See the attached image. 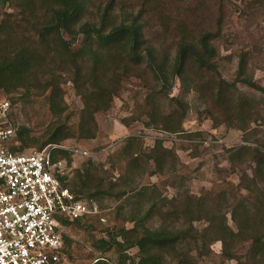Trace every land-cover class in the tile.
Wrapping results in <instances>:
<instances>
[{
	"label": "trees",
	"instance_id": "obj_1",
	"mask_svg": "<svg viewBox=\"0 0 264 264\" xmlns=\"http://www.w3.org/2000/svg\"><path fill=\"white\" fill-rule=\"evenodd\" d=\"M124 1L0 0V94L6 96L11 107L43 99L60 117L66 109L63 85L71 81L84 105L79 134L91 139L99 131L97 114L111 109L133 77L146 89L143 106L139 101L137 111L148 119V127L183 132L191 94L200 98L215 126L225 124L247 131L252 122L263 117L264 88L251 68L255 50L240 52L232 81L219 67L228 0L217 2V23H211L208 16L215 0H130L131 7L128 0ZM245 2L250 7V1ZM254 4L264 7V0H254ZM117 5L123 8L120 14L115 12ZM89 12L90 18L85 20ZM77 44L79 47H75ZM178 81L183 95L172 96ZM242 87L262 97L247 95ZM129 124L126 120L125 125ZM72 137L75 131L55 121L41 138L31 137L26 128L16 129L14 140L19 139L21 144L12 149L23 152L39 145L41 150ZM263 145L228 150L232 171L240 181L237 186L197 198L180 181V193L172 200L155 193L157 188L148 195L147 191L139 192L132 202L125 200L122 210L130 205L126 222L133 227L120 229L122 241L118 237L111 238V244L102 240L107 247L100 249L116 248L117 264H202L214 255L213 244L221 242L223 260L264 264ZM123 152L129 156L126 177L144 170L143 157L154 162L159 172H164L168 164L175 169L178 160L162 141H157L150 153L144 152L142 140L136 137L127 140ZM54 157L65 158L70 165L73 161L64 150L55 151ZM91 169L94 171L90 162L83 172H75L79 188L69 175L62 178L77 199L87 197L93 202L102 194H116L120 199L127 195L125 190L115 193L112 183L104 186L102 180L93 178ZM241 190L248 195L243 196ZM80 220L63 222L68 226ZM196 223L205 226L198 228ZM64 240L70 260L71 239L64 234ZM134 248L138 249L137 260L127 253ZM93 264L112 263L101 257Z\"/></svg>",
	"mask_w": 264,
	"mask_h": 264
},
{
	"label": "rangeland",
	"instance_id": "obj_2",
	"mask_svg": "<svg viewBox=\"0 0 264 264\" xmlns=\"http://www.w3.org/2000/svg\"><path fill=\"white\" fill-rule=\"evenodd\" d=\"M99 1L104 0H96L98 4H100ZM248 1H250V7L246 5L245 0H228L227 2L223 19L224 37L220 41L219 67L223 76L232 81L237 72L240 52L253 49L255 52L251 61L252 72L255 80L264 88V7L258 8L254 0ZM217 2L218 0H215L213 5H210L211 11L208 16H211V23H217L220 16ZM127 4L131 7L133 2L128 0ZM117 6L115 12L120 14L123 8L119 9L121 5ZM7 10L12 11L9 8ZM90 16L89 12L85 20H88ZM75 47H79V44ZM63 86L66 93V109L62 116L54 115L44 100L38 99L34 104L20 102L14 105L10 123L18 131L26 128L33 138H41L49 125L55 121L66 123L75 131V137L66 140L63 144L78 146L90 154L87 158L72 157L73 161L70 165L72 170L69 173L71 182L76 181L79 188L80 184L75 172L78 170L83 172L91 162L94 168V171L91 169L93 178L102 180L104 186L107 183L114 184L115 193L117 190L128 192L121 199L117 198L116 194L99 195L93 202L101 206V216L87 217L63 227V233L71 239L70 264H93L101 257L109 263L117 264L119 252L116 248H112L111 251L102 250L107 245L105 246L101 241H109L113 237H118V240L122 241V238L118 236L120 229L133 227V223L126 222L130 215V205L122 210L125 200L132 202L139 192L147 191L145 193L148 195L154 191V188H157L155 193L172 200L180 193V185L178 186L180 181H184L185 188L197 198H204L210 192H217L231 185L237 186L240 181L236 172L232 171L228 150L242 145L264 144V107L263 117L252 122L247 131L225 124L215 126L196 94H191L187 98L191 108L184 123L183 132L171 133L146 126L148 119L145 116L140 117L141 113L137 111L139 101L143 106L146 89L142 81L136 77L126 83V87L121 95L115 98L108 112L97 114L99 123L97 136L92 139L83 138L78 129L81 110L84 107L83 102L71 81L64 82ZM241 89L247 95L262 97L261 93L250 88L242 87ZM182 95L181 84L178 81L172 96ZM3 100L8 99L0 94V101ZM134 116L140 119H130ZM126 120L130 122L127 126ZM132 137L142 140L143 151L146 153H150L157 141H162L166 148L173 150L178 156L175 169L168 164L164 172H159L154 162L143 157L141 165L144 166V170L126 177L129 156H126L123 150L127 140ZM16 144H21L19 139L15 140ZM38 149L39 145H32L23 153H31ZM240 193L243 196L248 195L246 190H241ZM143 197L146 198V196ZM82 198L84 201L91 202L87 197ZM227 217L229 224L235 228L230 215ZM196 226L201 228L205 224L196 223ZM109 242L112 243V241ZM212 250L214 255L205 258L202 264H237L236 260L225 261L221 258V242L214 243ZM127 253L138 259L137 248L130 249Z\"/></svg>",
	"mask_w": 264,
	"mask_h": 264
},
{
	"label": "built area",
	"instance_id": "obj_3",
	"mask_svg": "<svg viewBox=\"0 0 264 264\" xmlns=\"http://www.w3.org/2000/svg\"><path fill=\"white\" fill-rule=\"evenodd\" d=\"M11 113V103L0 101V264H70L63 220L101 216L102 209L96 202L75 197L62 181L72 167L54 154L58 150L73 158L90 154L65 144L15 152Z\"/></svg>",
	"mask_w": 264,
	"mask_h": 264
}]
</instances>
